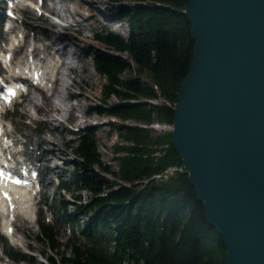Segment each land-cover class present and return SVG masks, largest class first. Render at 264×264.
I'll return each instance as SVG.
<instances>
[{
    "label": "trees",
    "instance_id": "1",
    "mask_svg": "<svg viewBox=\"0 0 264 264\" xmlns=\"http://www.w3.org/2000/svg\"><path fill=\"white\" fill-rule=\"evenodd\" d=\"M121 3L124 0H108ZM187 0H133L117 8L118 17L128 24V35L112 30L95 33L108 50L126 53L128 58L106 50L93 53L96 72L105 76L99 114L108 113L122 119L160 120L173 123L174 101L180 83L192 65L195 41L191 23L183 12ZM161 3V4H159ZM107 28V27H106ZM128 71L130 77L122 74ZM148 76L145 80L143 76ZM153 81V85L150 83ZM111 96L119 98L107 104ZM162 97L172 104L156 105L144 98ZM148 123H146L147 125ZM124 137L134 144L120 157L118 173L105 163L98 146L95 129L80 133L73 154V182L78 190H87L88 199L75 195V209L60 200L62 214L75 221L76 230L93 241L89 247L73 245L72 255L62 254L63 264H225L226 247L222 236L205 215L204 202L197 196L188 174L179 173L185 184H176L171 176L156 179L142 187L154 174L166 167L182 164L173 142L172 133L156 138L157 144L168 143L167 153L157 162L145 157L152 141L147 127L124 126ZM131 130H142L140 135ZM124 147H118L119 153ZM98 170H96V168ZM117 174L125 185L103 176ZM162 180V181H161ZM60 189L70 190L67 181ZM54 227L40 224L41 238L55 249ZM74 235L77 236L76 231ZM105 243L106 245H104ZM113 245V246H112ZM111 246L113 248H111ZM16 254H18L16 252ZM26 256V255H24ZM50 264H59L54 256H47Z\"/></svg>",
    "mask_w": 264,
    "mask_h": 264
},
{
    "label": "water",
    "instance_id": "2",
    "mask_svg": "<svg viewBox=\"0 0 264 264\" xmlns=\"http://www.w3.org/2000/svg\"><path fill=\"white\" fill-rule=\"evenodd\" d=\"M183 12L195 45L172 142L225 264H264V0H187Z\"/></svg>",
    "mask_w": 264,
    "mask_h": 264
},
{
    "label": "rangeland",
    "instance_id": "3",
    "mask_svg": "<svg viewBox=\"0 0 264 264\" xmlns=\"http://www.w3.org/2000/svg\"><path fill=\"white\" fill-rule=\"evenodd\" d=\"M24 1L26 4L24 8H30L32 13L25 10L23 15H19L20 18H23L22 21L21 19L16 20L15 25L20 30L23 29L24 32L29 31L31 35H33L36 30H39V34L42 38H44L43 34H51V37L53 38L55 32L72 35V37L83 46L81 54L87 61V66L83 75L86 76L88 73L90 74V77L88 79L84 78L80 82V78L76 75L81 72L80 70H75L74 72L68 68L64 69V76L66 79H63L62 82L67 85H71L74 79L77 78L76 81L78 84L73 85V89L71 91L74 94H79V96L68 97L66 90H63L61 94L55 96V101L61 108H63V113L56 116L58 119H54L53 124L48 123L47 116L41 115L35 106L28 105L25 107V104H27V96L20 98L18 103L10 107V109L5 113L6 127L13 133L15 139L18 140L15 148H19L29 156L36 157L37 160L39 158L38 163H40L44 187L41 194L34 198L35 205L33 207V218L27 220L25 225L17 220L16 224H18V226H15L16 235H14V237L7 238L3 233V229L0 224V250H3L0 264H50V262L46 259L47 256H54L59 260V264H63L61 262L62 254L67 256L72 255L74 244L83 248L94 244L92 240L77 232L75 221L73 219H67L63 216L60 203V200H66L70 211L73 212L75 209V195L80 194L83 201L87 200L89 196L87 190H78L73 182V168L74 161H76L73 149L75 147V143L80 137L79 134L91 128L95 129L103 161L109 164L113 171L118 173L120 168V157L126 155L128 151L127 148L134 144L132 139L122 135V133H125L126 131L124 126L131 127L138 125L145 128L146 123L156 121H160V123L171 122L160 120L156 114H154L151 122H146L135 118L125 120L108 113L99 114L96 111V107L106 106L101 101L103 98L104 86L108 81L105 76L96 72L94 68L93 53L96 50H106L109 53L119 54L125 58H128V55L126 53L124 54L114 50H108L109 48H106V45L96 39L95 33L108 29L122 36H127L129 30L127 21L125 19L118 20L119 17L117 8L122 4H132L133 0H124L121 3H110L108 0H98L100 3H97L96 6L105 10L104 15L98 13L97 7L92 8V12L97 14V21H87V24H92L93 29L86 28L83 31H79V35L74 32L69 33L64 31L65 28L63 27H66L64 25L74 22V17H72V15L65 10L60 1L54 0L57 4L56 7H58L60 12L64 15V20L55 17V15L48 17L40 15L39 12L33 8L35 1L37 0ZM0 2H2V0H0ZM29 3H31L32 7H27V4ZM48 3L50 5L53 4V2L51 3V0L48 1ZM0 12H2V6H0ZM24 19H27L26 22H28V25L25 23ZM13 36H18V38L21 39L20 33L9 36L3 28H0V47L7 46V37L10 39L14 38ZM43 40H45V43L48 42L46 39ZM32 43H34L33 40ZM45 43L42 42L37 44L40 45V48H43ZM32 48L33 45L29 48V51ZM22 49L23 48L21 47V49L16 50L15 58L23 59V57H25L24 55L27 53L26 49ZM68 61L70 66H78L80 58L76 53H72L69 54ZM122 77H130V73L126 71L122 74ZM147 77L148 76L146 75L143 76L145 80ZM150 83L153 85V81ZM31 91L32 95L38 96V103L43 105L42 95L35 90ZM82 91L86 92V94H81L80 92ZM153 99L154 98H144L143 100L148 102L153 101L156 105L164 104L163 98L162 100L159 98V101L162 103H160L158 99ZM118 102L119 98L116 96H111L107 99V104L110 105ZM72 104L82 105L83 112L85 110L88 111V117H91V119L88 122L85 121V124L70 120L67 116L69 115L68 109L72 106ZM27 110L29 113H27ZM83 112L77 111L76 115L80 116L81 114L82 116ZM50 116H53V112H50ZM62 116L63 118H61ZM61 119L65 121L63 122L64 125L62 124L60 126L59 122ZM53 125L56 126L57 129H54ZM145 129L148 130L152 139L150 144H148L149 152L145 154V157L151 158L153 161L157 162L167 153L169 144H157L156 138L159 135L168 132L152 128ZM136 131L138 135L142 133V130H131V133H136ZM120 146L124 147V149H121L122 151L118 153L116 149ZM156 147L158 149L161 148L159 154L157 153L158 150L156 151ZM96 170H98V168H96ZM103 176L111 181H117L118 184L122 183L125 185H131V183L127 184L125 181L118 179L117 174L104 173ZM172 177L175 179L174 182L176 184H185L183 177H179V173L173 175ZM61 181H67L70 190L61 191L59 186ZM145 184L146 183L144 182H137V184L135 183L134 185L142 187ZM41 223L54 227V235L56 236L55 239L57 244L55 249L48 241H45L44 239L42 240V233L40 229ZM4 230H6V227H4ZM74 231H76L77 236L74 235ZM103 244L106 245L105 243ZM112 246L111 248H113ZM16 252L18 254H16Z\"/></svg>",
    "mask_w": 264,
    "mask_h": 264
},
{
    "label": "bare ground",
    "instance_id": "4",
    "mask_svg": "<svg viewBox=\"0 0 264 264\" xmlns=\"http://www.w3.org/2000/svg\"><path fill=\"white\" fill-rule=\"evenodd\" d=\"M3 1H6V0H2V2ZM48 1L50 0H43V6L48 7L49 5ZM58 1H60L61 5L65 8V10H67L72 15V17H74L73 23L64 25L66 26V27H63L65 28L64 31L69 32V33L74 32L78 34L79 31H83L86 28L93 29L92 24L90 23L87 24L86 22L89 20L97 21V14L92 12V8H96L97 3H100V1L98 0H58ZM0 6L2 5L0 4ZM3 10L4 8L2 6V12H0V16L4 15ZM26 10L27 12L32 13L30 8ZM49 10L50 12L55 14L58 18H60L61 20H64L65 17L60 12V9L58 7L51 5ZM97 11L98 13L102 15H104L105 13L104 9H100L98 7H97ZM18 12H21L23 14L22 10L17 8V13ZM24 20H25V23H27L28 25V22H26L27 19H24ZM8 31H10V33H13L14 35L18 34L15 27ZM39 32H40L39 30H36L33 35H31L29 31H26L23 33L24 42L22 44V48L26 49L27 53L24 55L25 57H23V59L14 58L13 64L18 65L20 63H26L25 61H27L28 63V61L30 60L29 59L30 53H28L29 48L33 45V51L37 52L38 56L43 60V64L41 63L42 65H38L37 61H34V60H31L30 61L31 63H28L29 68L33 69L32 74L35 75L34 76L35 80L28 82L29 90L25 94V96H27V99H26L27 104H25V107H27L28 105L35 106L37 111L41 115L47 116L48 123L53 124V120L56 118L58 119V117L56 116H58V114L63 113V108H61L60 105L55 101V96L58 94H61L63 90L67 91L68 97H74V96L77 97V95L79 96V94H74L71 91L73 89L72 86L75 84H78L76 81L77 78L74 79L71 85H67L64 82H62L63 79H66V77L64 76V69L68 68L69 70L74 71V72L75 70L76 71L80 70L81 72L79 74H76L80 78V82L84 78L88 79L90 77V74L87 73L86 76L83 75V72L85 71L86 66H87V61L85 58H83L81 54L83 50V46L80 43H78V41L75 38H73L72 35L67 34V33H58V32L56 33L55 32L54 33L55 35L53 36V38L51 37V34L50 35L43 34L44 38H42ZM10 33L6 32L7 35H9ZM13 37L14 39H19L18 36L16 37L13 36ZM43 39H46L48 42L45 43V40ZM32 40L34 41V43H32ZM12 42L14 41L12 40ZM42 42H44L45 44L43 48H40V45H38L37 43H42ZM5 49H6L5 46L0 47V52L4 51ZM72 53H76L77 56L80 58V63L78 64V66H75V65L70 66L68 63L69 54H72ZM1 60L4 62L3 64H7L4 57L1 56ZM55 71H57L56 72L57 74H55ZM20 72L21 73H19L18 75H15L13 71L12 75H8L7 69L0 65V74H3L5 79H8V77L11 76L12 78L16 80H22L19 78H25V73H23L22 70H20ZM35 83H40V86L34 85ZM45 85H47L46 89L44 88ZM31 90H35L42 95L41 97L43 99V105L38 103L37 101L38 96L32 95ZM80 93L83 95L86 94V92L84 91ZM160 99H158V101ZM159 102L162 103L161 101ZM168 105L171 106L170 103H168ZM68 111H69V115L67 117L70 120L84 123L85 121L88 122L91 119V117H88L89 116L88 111L85 110L83 112V107L80 104H72V106L68 109ZM77 111L83 112L82 116L81 114L80 116L76 115ZM50 112H53V116H50ZM27 113H29L28 110H27ZM61 118H63V116ZM62 120L63 119H61L59 122L60 126L65 121V120L63 121ZM53 127L54 129H57L56 126L53 125ZM146 127L156 129V130H164V131H167L168 133H173V130H174L173 123H160V121L148 123ZM17 143H18V140L15 139L14 140L15 147ZM15 147L11 148V150L16 152L15 153L16 155H20L21 150L19 148L16 149ZM8 148L10 149V147ZM160 150L161 148L156 149L158 154ZM30 157L35 159L34 161L35 163H32V164L35 167L38 166L39 163L36 157L25 154L24 160H22L21 157H18L20 161L19 163H17L16 169L20 167L19 164H21L22 166L25 165L27 168L31 167L30 165L27 164V160H29ZM178 173H185V168L183 164H174L172 166H169L168 168H165L161 173L159 172L158 174H154L150 179L146 180L145 183H148L149 181L156 180V179H168L169 177L175 174H178ZM9 193H10V198H11L10 200L11 205L8 207L7 201L0 200V211L1 210L9 211L14 216H16V220H19L23 225H25V222L27 220H30L33 218V212H34L33 207L35 205V202L31 194L32 192L27 191L26 189H22V188H13L10 190ZM13 226L15 228V226H18V224H15ZM0 261H1V256H0Z\"/></svg>",
    "mask_w": 264,
    "mask_h": 264
},
{
    "label": "snow or ice",
    "instance_id": "5",
    "mask_svg": "<svg viewBox=\"0 0 264 264\" xmlns=\"http://www.w3.org/2000/svg\"><path fill=\"white\" fill-rule=\"evenodd\" d=\"M3 174L2 173H0V176H2ZM19 181H17V183H18ZM4 196H5V198L6 199H9V197H8V194L7 193H4Z\"/></svg>",
    "mask_w": 264,
    "mask_h": 264
}]
</instances>
